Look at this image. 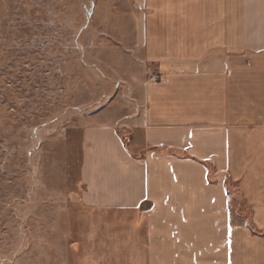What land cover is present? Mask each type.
<instances>
[{"label": "crops", "instance_id": "1", "mask_svg": "<svg viewBox=\"0 0 264 264\" xmlns=\"http://www.w3.org/2000/svg\"><path fill=\"white\" fill-rule=\"evenodd\" d=\"M137 2L147 75L134 84L130 151L112 124L87 131L81 200L97 211L89 240L97 227L104 243L122 240L118 218L131 209L146 264H264V0ZM202 160L244 185H207ZM238 194L263 232L236 215ZM144 199L154 204L140 211Z\"/></svg>", "mask_w": 264, "mask_h": 264}, {"label": "rangeland", "instance_id": "2", "mask_svg": "<svg viewBox=\"0 0 264 264\" xmlns=\"http://www.w3.org/2000/svg\"><path fill=\"white\" fill-rule=\"evenodd\" d=\"M138 13L137 0H0V264H146L136 210L118 218L122 240L104 243L97 227L95 242L97 211L81 200L87 131L112 124L131 149L134 84L147 75ZM202 164L207 185H244Z\"/></svg>", "mask_w": 264, "mask_h": 264}, {"label": "water", "instance_id": "3", "mask_svg": "<svg viewBox=\"0 0 264 264\" xmlns=\"http://www.w3.org/2000/svg\"><path fill=\"white\" fill-rule=\"evenodd\" d=\"M154 202L150 199H144L139 206L140 211L150 210L153 206Z\"/></svg>", "mask_w": 264, "mask_h": 264}]
</instances>
